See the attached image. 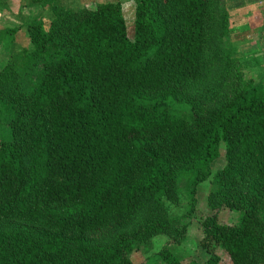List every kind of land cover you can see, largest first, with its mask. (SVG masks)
I'll use <instances>...</instances> for the list:
<instances>
[{
  "label": "trees",
  "instance_id": "16d2710c",
  "mask_svg": "<svg viewBox=\"0 0 264 264\" xmlns=\"http://www.w3.org/2000/svg\"><path fill=\"white\" fill-rule=\"evenodd\" d=\"M51 8L0 70V264H133L136 242L177 226L180 174L220 150L207 204L237 220L198 217V246L205 264H264V74L223 86V0H135L131 39L118 2Z\"/></svg>",
  "mask_w": 264,
  "mask_h": 264
},
{
  "label": "rangeland",
  "instance_id": "374dc122",
  "mask_svg": "<svg viewBox=\"0 0 264 264\" xmlns=\"http://www.w3.org/2000/svg\"><path fill=\"white\" fill-rule=\"evenodd\" d=\"M0 0V70L11 61L20 62L22 51H29L30 44L25 25L36 18L41 19L45 30L48 18L53 11H76L94 9L98 4L118 2L126 27L127 37H132V22L135 0ZM227 12V33L223 38L224 46L231 51L228 57L233 59L228 68L226 83H255L257 77L264 74V0H223ZM230 62V63H231ZM239 79V80H237ZM264 92V76L260 80ZM239 85V84H237ZM9 129L0 105V141L9 139ZM223 165L222 150L218 158L210 165L197 164L182 172L177 179L178 202L166 204L169 218L177 226L170 236L156 235L143 242H136L129 255L133 264H152L160 250H167L188 264L194 261L205 264L206 254L199 248L201 226L198 217L216 213L218 223L234 225L237 214L224 207L210 211L207 196L212 189V173ZM192 208V215H186ZM183 230L180 231V228ZM219 264H230L222 254Z\"/></svg>",
  "mask_w": 264,
  "mask_h": 264
}]
</instances>
